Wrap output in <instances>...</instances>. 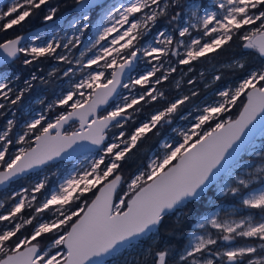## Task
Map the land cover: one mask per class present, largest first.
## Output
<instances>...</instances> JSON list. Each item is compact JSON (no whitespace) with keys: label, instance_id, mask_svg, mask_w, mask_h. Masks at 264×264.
Returning <instances> with one entry per match:
<instances>
[{"label":"snow or ice","instance_id":"6c2138e0","mask_svg":"<svg viewBox=\"0 0 264 264\" xmlns=\"http://www.w3.org/2000/svg\"><path fill=\"white\" fill-rule=\"evenodd\" d=\"M74 5L76 15L67 21L70 36L58 17L59 2L53 6L52 0H10L6 10H0L4 32L46 9V33L0 42V99L8 107L23 105L34 81L47 85L59 71L54 69L49 78L32 73L23 87L14 88L10 85L19 77L9 72L8 64L19 54L25 66L46 56L68 65L62 71L68 88L25 121L15 140L9 135L14 119L0 131V185L50 162L59 167L75 161L42 201L36 194L45 188L46 177L31 186L30 198L27 188L9 197L14 202L0 214V222H7L0 230V264H214L213 258L221 264H264V66L242 75L234 86L217 90L218 99L202 107L193 103L197 90L169 99L158 87L177 71L161 57H177L176 63L188 65L191 73L194 62L218 54L234 38L241 50L240 59L233 60L235 67L245 68L244 57L253 52L264 60V0H213L218 12L208 10L203 0H74ZM162 18L165 28L171 27L180 38L190 36V29L200 34L187 42L174 41L163 28L153 35ZM89 29L93 35L83 42ZM60 32L65 34L58 36ZM45 34L50 38L43 39ZM148 37L154 43L145 46L142 41ZM73 49L79 50L78 57L69 55ZM141 60L150 66L147 71H137ZM136 86L141 91L135 92ZM110 102L111 110L100 114L98 109ZM153 103L160 106L137 122L136 114ZM188 104L192 107L183 110ZM5 107L0 103V109ZM236 107L233 117L229 113ZM57 108L62 110L52 117ZM177 119L188 125L171 128L179 139H163L146 164L122 176L123 162L138 142L149 133L161 136ZM77 121L79 127H73ZM129 121L130 132L125 130ZM111 129L116 131L109 136ZM10 145H19L15 153ZM221 196L232 198L235 207L214 211ZM198 205L203 211L193 213ZM25 208L34 209L31 217L21 215ZM46 211L53 218L42 219ZM194 214L190 239L182 249H174L170 237ZM171 216L175 227L168 228L164 222ZM26 225L32 231L21 235ZM162 228L169 238L161 236ZM44 234H52L47 250L41 247ZM238 238L255 242L240 245ZM220 241L227 246L220 248Z\"/></svg>","mask_w":264,"mask_h":264},{"label":"trees","instance_id":"16d2710c","mask_svg":"<svg viewBox=\"0 0 264 264\" xmlns=\"http://www.w3.org/2000/svg\"><path fill=\"white\" fill-rule=\"evenodd\" d=\"M59 2L60 4V12L58 15L63 13L65 10L70 9L74 6V0H52L53 6H55ZM184 0H182V3ZM176 11H179V9H176ZM46 12V9L42 8V10L39 11V14L33 17L26 18L24 22H22V25H16L13 26L12 29H8L4 32H0V42H2L5 39H10L18 34H21L25 31H28L32 28H35L43 23V14ZM159 23H166V19H161L158 21ZM177 37H174V41L177 40ZM240 42L238 41V38H234L233 41H230L228 45L224 47L223 50H218V54L213 53L210 54L209 57L201 58V60L194 62L191 67L193 68V71L191 73L188 72V65H179L176 63L178 58H174L173 56H170L173 59V62L175 64V67L177 69L176 72L171 73L169 75V79L165 81L163 84L159 85L158 87L161 88L166 92V95L169 99L179 97L180 93L189 94L190 90H197L199 95L197 97L193 98V103L196 105H201L206 97L212 92L216 91L217 89L221 88L222 86L226 84H231L235 81H237L242 75H246L249 71L252 69L260 68L264 64V60H262L256 53H251L250 55H247L244 57V63L245 68L241 69L238 67H235L233 65L234 59H240L238 53L241 51L238 47V44ZM24 59V55L21 54L19 56V59L14 60L13 62L8 64V70L11 72H15L19 79L18 81L23 83V81L26 78H29L30 75L34 72L38 76H44L45 72L47 71V68L53 63L52 57H41L37 61H34L32 65L25 66L23 65L22 61ZM181 69L182 71H185L186 74L184 77L181 78L180 81V87H176V79L178 75V70ZM157 75H160V73H157ZM216 75H220L222 78L219 81L213 80V77ZM50 83L45 85L41 84L39 80L34 81V88L30 93H27L24 98L23 105H16L15 109V126L10 132V137L14 140V133L17 129V126L21 120H23L24 115L22 113V107L25 104H28L35 98H37L40 95H44L46 98L53 95V93L56 90V81L54 79L49 78ZM189 79L194 80V84L189 85L187 81ZM207 85V87H206ZM159 104L153 103L148 106H144L143 111L141 113L136 114V121L139 122L142 119L146 118L147 115L155 108L159 107ZM192 105L188 104L184 106L183 110H187L191 108ZM62 109L57 108L56 111H61ZM239 108L236 107L232 110H230V115L235 117V115L238 113ZM1 113V111H0ZM52 113V112H51ZM5 118L6 114L0 115V126L5 124ZM162 129V135L156 136L153 133H149L145 138H143L140 142H138V146L132 151L131 155L127 158L126 161L123 162V167L120 170V174L127 178L132 172L136 170L138 166H140L142 163L146 164L149 155L158 148L159 142L162 139V137L168 132V129ZM126 131L130 132L133 130V122L129 121L126 126ZM112 131H115V129L109 130V135ZM17 148V145H10L9 149L11 153H14L15 149ZM70 162L65 163L67 166ZM52 165L47 166L50 168ZM29 176H25L24 178L18 179L11 183V185L6 189V191L16 188V187H25L30 192L31 186L28 183ZM55 177L51 175L47 179V183L44 189L41 190L40 193H37V200L41 201L43 198V195L49 190L52 184L55 183ZM3 191L0 192V197L2 196ZM122 194V193H121ZM10 194L2 197L3 203L5 206H9L13 200L9 199ZM220 203H229L233 204L232 198L230 197H219ZM90 201V200H89ZM33 204L35 205L36 202L34 201ZM191 207V206H190ZM187 211V210H186ZM197 211H203V208L201 206H197L195 209H193V213ZM34 209H28L25 208L21 215H23L25 218L31 217L33 215ZM196 215H192L184 220V222L179 226L178 231L171 239V244L174 249H182L184 244L187 240V233H189L194 223L196 222ZM165 226L168 228L175 227V217H166L165 218ZM32 231L31 225H26L24 229L21 230V235L30 234ZM161 236L165 237L166 239L169 237H166L164 228L161 229ZM52 240V234H44L41 238V247H44L48 242Z\"/></svg>","mask_w":264,"mask_h":264},{"label":"rangeland","instance_id":"374dc122","mask_svg":"<svg viewBox=\"0 0 264 264\" xmlns=\"http://www.w3.org/2000/svg\"><path fill=\"white\" fill-rule=\"evenodd\" d=\"M10 0H0V10H6V5L9 4ZM203 2L205 3V5L207 6L208 10L210 11H219V9H216L213 7V0H203ZM204 12H200V15H203ZM76 13H73L71 14L68 18H66L63 23H62V27L66 30L67 34L70 36L72 35V31L71 29L68 28V25H67V21L72 19L73 16H75ZM59 16V15H58ZM184 19L186 20L187 17H184ZM182 23V22H181ZM165 25L166 23H159L157 22V25L155 28H153L152 32H153V35L155 34V32L159 29H164L166 31H168L170 34H172L174 37H177L176 39L179 40V39H183L185 40L186 42L189 41L190 37H196L197 35H199V31L197 29H190V36H186L184 38H180L178 36V33L177 32H174L173 29L171 27H167L165 28ZM42 33H46V30H44ZM40 34V33H39ZM65 33L64 32H60L58 33V36H63ZM93 35V30L92 29H89V30H86L83 35H82V41L83 42H87ZM35 37V36H34ZM33 37V38H34ZM43 39H48L50 38L49 36H47L46 34L42 37ZM37 44L40 43V41H36ZM142 43H144L145 46H148L149 43H154V40L152 39V37H148L145 41H142ZM175 46V44L173 45ZM82 48V45L81 46H78V49ZM78 49H73L72 53H70L69 55L73 56V57H78L79 56V50ZM181 51V53L184 51L183 48H180L179 49ZM58 53H63V49H58L57 50ZM23 54V53H21ZM19 54V56L21 55ZM174 57V56H173ZM30 58V57H29ZM174 58H177V57H174ZM162 60L164 61H170L171 65H174V62H173V59L169 56V57H161ZM11 63V62H10ZM155 63V61H154ZM67 64L61 62V61H58L56 59L53 58V63L47 68V71L45 72V78H49V73L50 72H53V70H59L56 74H54L52 76V79H54L56 81V90L55 92L53 93V95H51L50 97L46 98L44 95H40L38 96L37 98H35L34 100H32L31 102H29L28 104H25L23 107H22V113L24 115V118L23 120H21L17 126V129L14 133V140L15 138L21 134V130L23 128V124L25 121L27 120H30L31 118H33L35 116V114L37 112H42L43 109L46 107V105L48 103H52L60 94H61V90L62 89H67L68 88V80L67 78H63L62 77V71L64 69L67 68ZM170 65L168 63L165 64V68L169 67ZM264 66V64L262 65ZM261 66V67H262ZM150 68V66L144 62V60H141L137 63V71H147L148 69ZM257 69V68H256ZM252 70H255V69H252ZM251 70V71H252ZM137 71H133L132 75L135 76L137 74ZM9 72H11L9 70ZM250 72V71H249ZM34 73V72H33ZM36 73V72H35ZM186 74L185 71H182L181 69L178 70V75H177V79H176V83L181 81V78L184 77ZM57 76L61 77V78H57ZM51 78V77H50ZM27 79V78H26ZM238 82L235 81L231 84H226L224 86H222L221 88L217 89V90H223L224 88H228L230 86H234L236 83ZM12 87H23V83L19 82L18 80H14L12 85H10ZM216 90V91H217ZM135 92H139L141 91V88L140 86H136ZM216 91H212L205 99V101L200 105L201 107L204 106L205 104H211L213 101H215L216 99H218L215 95ZM121 92L122 94L124 95H128V92L127 90H124V89H121ZM184 95L183 93H180L179 96H182ZM37 99H43L45 100V104H38L36 103V100ZM0 103H5L6 104V107L4 109H0L1 113L2 114H6V118H5V124L1 125L0 126V131H2L5 126H6V122L8 119H14L15 120V109L16 107L15 106H12V107H8L7 106V102L3 101L2 99H0ZM114 103V102H113ZM113 103L110 105V107L108 108V110H111V107L113 106ZM56 111V109L54 110ZM59 112V111H57ZM57 112H52L50 113V115L52 117H54L56 115ZM145 119V118H144ZM142 119V120H144ZM141 120V121H142ZM77 123L73 126V127H76ZM187 123L185 121H181V120H176L175 123L173 125L170 126V128L168 129V132L162 137V139L160 140L159 142V145H158V148L155 149L150 155H149V158L152 157L156 152H158L160 150V143L163 141V139L165 138H170V139H173V140H176V139H179V137H177L175 135V133H173L171 131V128L172 127H187ZM68 130H71V129H68ZM116 131V130H115ZM10 134V133H9ZM111 135V134H110ZM109 135V136H110ZM0 143H3V142H0ZM27 145H25L26 147ZM17 147H19V145H17ZM16 151V149H15ZM14 151V153H15ZM81 160H83V156L80 157ZM75 163V161L73 162H70L67 166L65 165V163H60L59 164V167H57L56 163L54 164H51L52 166L50 168L48 167H45L44 169H42L41 171L39 172H35V173H32L29 176L28 178V183L30 186H32L36 181L40 180V179H43V178H49L51 175H53L55 177V183L51 185V187L49 188V190L43 195V198L41 199V201L43 199H45L47 196H49L51 194L52 191H55L59 184L62 182V180L64 179V177L68 174V171L71 170L72 168V164ZM147 163V162H146ZM259 166V162H257V167ZM126 187V186H125ZM22 188H25V187H16V188H13V189H10L8 191H3L2 193V196L0 197V203H3V200H2V197L7 195L8 193L10 194V196L13 195V193H19L20 190ZM32 195L31 193V188H30V192H28V195L26 198H30ZM14 201L11 202V204L9 206H5L4 205V208H0V214H6V210L9 209L12 205ZM4 204V203H3ZM233 207H235V204H229V203H219L218 204V208L217 209H214L215 210H219V209H223L224 211H228L230 209H232ZM253 212H257V210H252ZM221 216L223 218V212L221 213ZM42 219H51L53 218L52 217V214L49 213V212H45L43 214V216L41 217ZM7 222H0V230H3V228L5 227ZM196 223V222H195ZM195 223L193 225V228L192 230L194 229V226H195ZM191 230V231H192ZM190 231V232H191ZM208 232H211L213 234H215V230L214 229H208L207 230ZM198 234H206L205 233V230H198ZM190 239V236L187 235V240H186V243L184 244L183 247L186 246L187 244V241ZM255 241L251 240V239H248V240H244L242 238H238L237 240V244H240V245H243L245 243H254ZM219 243V246L220 248H224L226 247L227 245L224 244V242L220 241L218 242ZM235 246V245H233ZM43 248H45L46 250L47 249H50L51 248V241L48 242ZM211 249L213 250H219L217 248V246H210ZM54 251V250H53ZM207 255V253L205 254ZM214 259V264H221V261L219 260V258H213Z\"/></svg>","mask_w":264,"mask_h":264},{"label":"water","instance_id":"95a60500","mask_svg":"<svg viewBox=\"0 0 264 264\" xmlns=\"http://www.w3.org/2000/svg\"><path fill=\"white\" fill-rule=\"evenodd\" d=\"M74 7H75V5H74L73 7H71L70 9L65 10V11H64L63 13H61L58 17H62V18H63V21H64V20H65L66 18H68L71 14L75 13V12L73 11ZM44 30H46V28H45V25H44V22H43L41 25H39V26H37V27H35V28H32V29H30V30H28V31H25V32H23V33H21V34H18V35L25 36L26 38H27V37H34V36H36L37 34L42 33ZM16 36H17V35H16ZM14 37H15V36H14ZM14 37H12V38H14ZM120 91H121V89H120ZM112 103H113V102H110L108 105H103V106H101V108L98 109V112H99L100 114H103L104 109H108ZM76 123H77L76 127H79V123H78V121H77ZM82 156H83V155H81L80 157H82ZM54 163H55V162H50V163H49L48 165H46V166H41L40 168L30 170L27 174H25V175H23V176H21V177L15 178V179H13L12 181L8 182V183L5 184V185H0V192H1V191H5V190L11 185L12 182H14V181H16V180H18V179L24 178L25 176H28V175H30V174H32V173L39 172V171H41L42 169H44L45 167H47V166H49V165H51V164H54ZM64 163H67V161H65ZM89 202H90V201H89Z\"/></svg>","mask_w":264,"mask_h":264}]
</instances>
